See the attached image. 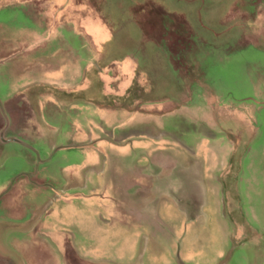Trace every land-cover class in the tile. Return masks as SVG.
<instances>
[{
    "label": "crops",
    "instance_id": "crops-1",
    "mask_svg": "<svg viewBox=\"0 0 264 264\" xmlns=\"http://www.w3.org/2000/svg\"><path fill=\"white\" fill-rule=\"evenodd\" d=\"M70 2L57 12L67 19L49 30L57 41L39 61L40 77L9 93L0 88L9 106L8 127H0V202L9 192L12 212L0 214L11 238L10 246L0 243V264H16L8 262L10 253L25 259V245L34 239L59 264H66L67 247L73 264H264V169L256 166L264 161L243 156L238 132L264 127L257 109L228 111L220 97L216 109L210 110V98L198 109L190 95L164 109L176 98L158 96L160 68L154 76L139 70L123 54L135 52L137 43L122 45L115 32L92 24L82 28L81 11ZM112 62H119L117 76L105 75ZM99 81L138 84V110L100 108ZM121 94L124 101L130 92ZM134 126L137 134H127ZM177 127L217 135L203 134L198 154L193 148L178 157V146L199 137L187 131L183 145L171 134ZM232 132L238 135L230 145ZM23 208L26 217L17 216ZM151 244L162 248L156 252Z\"/></svg>",
    "mask_w": 264,
    "mask_h": 264
},
{
    "label": "rangeland",
    "instance_id": "rangeland-1",
    "mask_svg": "<svg viewBox=\"0 0 264 264\" xmlns=\"http://www.w3.org/2000/svg\"><path fill=\"white\" fill-rule=\"evenodd\" d=\"M37 1L0 0V88L3 94L20 87L26 79L40 77L39 61L42 56L49 54L50 47L52 49L57 41L56 38L48 36L49 30L55 29V20L67 19L64 15L57 16L58 9L63 4L61 2L67 3V0H51L53 3L43 4ZM70 1L71 6L76 7L78 12L81 11L82 28L92 24L93 28H105L115 32L116 41L122 45L137 43L139 48L135 52L128 51L123 54L133 57L139 70L147 75H156L155 72L160 68L163 82L157 85L160 87L156 91L158 96L162 97V101L176 98L172 105H169L170 102L164 104V109L183 105L189 95L198 109L203 99L207 98H210V110L213 107L216 109L214 99L220 97L224 99L228 111L238 108L245 114L246 111L257 109V119L264 121V0ZM22 2L28 4L23 6ZM123 33L135 35L127 37ZM110 65L105 75L117 74L119 62H112ZM118 75L123 76L119 73ZM96 86L100 108L118 110L124 107L135 113L141 105L138 84H119L114 81L106 84L100 82ZM121 91L130 92L124 101ZM8 107L0 99V127H8ZM136 117L130 114V118ZM176 129L171 134L176 135L183 145L189 144L182 141L187 131H192L199 137L194 143L187 145V148L178 146V157L189 154L193 148L198 154L195 145L200 142V137L203 134L205 137L216 134L203 127ZM137 132V127L134 126L127 134ZM238 132L241 143H245L241 149L243 156H252L259 159V162L263 159V162L264 127H258L250 134L245 127ZM238 132H232L233 135L229 136L230 145L235 142L234 135H238ZM121 136L122 133L116 131L114 138ZM100 138L108 137L102 132ZM230 149L227 148V154ZM241 150H237L238 155ZM163 153L165 155L166 152ZM210 153L222 154L218 148H211ZM256 166L264 169L263 163ZM260 183L264 184V181ZM11 184V181L7 182L5 189L9 190ZM260 188L264 192V186ZM8 193L0 202V214L6 217L12 215ZM259 201L260 206L262 203ZM36 202L38 199H35ZM261 207L264 209V204ZM26 212L23 208L15 214L26 217ZM8 231V227H0V243L4 246H8L7 243L10 246L11 243ZM17 246L20 250L23 249V244ZM247 246L243 245V248L246 249ZM25 247L28 249L24 254L25 259L18 260L10 253L11 260L8 262L59 264L52 253H47L45 245L35 239L28 241ZM153 247L156 252L162 248L157 244ZM242 251L245 253L246 250ZM66 252V264H73L71 247H67Z\"/></svg>",
    "mask_w": 264,
    "mask_h": 264
}]
</instances>
